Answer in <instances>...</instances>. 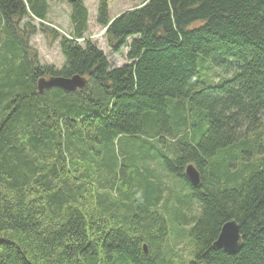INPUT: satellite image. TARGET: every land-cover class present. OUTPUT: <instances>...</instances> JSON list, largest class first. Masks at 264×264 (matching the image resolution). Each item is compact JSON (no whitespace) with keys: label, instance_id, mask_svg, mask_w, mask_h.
<instances>
[{"label":"trees","instance_id":"1","mask_svg":"<svg viewBox=\"0 0 264 264\" xmlns=\"http://www.w3.org/2000/svg\"><path fill=\"white\" fill-rule=\"evenodd\" d=\"M70 5L63 34L48 0H0V264H264V0H146L115 17L99 0L108 46L128 48L118 67L87 37L84 0ZM38 31L62 68L40 62ZM74 75L84 89L39 90ZM230 220L235 254L214 247Z\"/></svg>","mask_w":264,"mask_h":264},{"label":"rangeland","instance_id":"2","mask_svg":"<svg viewBox=\"0 0 264 264\" xmlns=\"http://www.w3.org/2000/svg\"><path fill=\"white\" fill-rule=\"evenodd\" d=\"M50 3V13L47 22V25L53 27L60 31L63 34H70L71 31V22H70V12L71 5L70 0H48ZM110 5V16L115 17L119 15L121 12H124L128 9L134 8L136 6L141 5L146 0H108ZM85 5L89 10V31L87 33V37L95 41L98 46L106 53L113 67H118L126 63V56L128 52L127 46H125L120 52H113L111 48L107 44V40L105 37V28L99 26L96 22V16L98 12L99 0H84ZM39 20L32 21V25L36 27L40 26ZM39 29V28H38ZM83 43V39L80 40ZM31 46L37 51L40 62L54 64L58 68H62L65 63V56L62 52L61 45L59 42L53 41L49 38L44 32L38 31L30 37ZM208 60L200 61L202 76L206 80H210L213 75L217 74L218 71L213 68L214 64L209 63ZM212 64V67H211ZM215 67V66H214ZM215 70V72H214ZM233 73L232 70L227 72H221L220 75L230 76ZM138 151H142V142L137 141ZM130 141L125 140L122 141L116 149L119 154L120 160L123 158V152L125 149H128V145ZM153 148L150 152L155 155L158 149H161L163 146V142L160 141H152L151 143ZM141 145V146H140ZM123 148V152L121 149ZM162 173L161 170H159ZM169 180V177L166 178ZM199 211V205L194 203L192 206L193 213H197ZM166 214V212H165ZM194 215V214H193ZM185 259L188 258V255H182Z\"/></svg>","mask_w":264,"mask_h":264},{"label":"water","instance_id":"3","mask_svg":"<svg viewBox=\"0 0 264 264\" xmlns=\"http://www.w3.org/2000/svg\"><path fill=\"white\" fill-rule=\"evenodd\" d=\"M71 3H75L78 0H70ZM107 28H105L106 31ZM88 83L86 76L74 75L71 77L65 76H51L42 77L38 81L39 90L42 92L44 89L53 87L62 88L67 91H75L78 89H84ZM186 175L194 185H199L201 182V175L199 170L194 164H189L186 167ZM243 239L240 232V226L236 220H230L226 222L219 233L217 240L214 242V247L217 249H223L229 254L237 253L242 247ZM144 249L147 250L146 244Z\"/></svg>","mask_w":264,"mask_h":264}]
</instances>
